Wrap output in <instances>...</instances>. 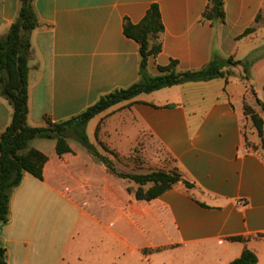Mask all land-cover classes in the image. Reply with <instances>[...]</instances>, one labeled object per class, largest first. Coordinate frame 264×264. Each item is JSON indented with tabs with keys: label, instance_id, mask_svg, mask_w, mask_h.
Returning a JSON list of instances; mask_svg holds the SVG:
<instances>
[{
	"label": "crops",
	"instance_id": "0c3cea01",
	"mask_svg": "<svg viewBox=\"0 0 264 264\" xmlns=\"http://www.w3.org/2000/svg\"><path fill=\"white\" fill-rule=\"evenodd\" d=\"M208 3L35 0L41 26L31 34L29 59L28 123L33 127L45 126V116L54 122L71 119L102 96L139 81L140 47L125 35L124 25L126 21L138 25L154 4L160 8L165 30L161 53L149 60L152 76L161 75L160 68L172 61L180 71L201 69L213 55L251 59L253 64L248 77L242 66L232 68V77L228 82L221 79L224 85L213 101L188 96L179 85L142 94L96 117L103 143L109 134L126 145L148 137L158 142L193 189L178 183L156 200L139 201L135 194L125 193L123 181L84 147L70 141L72 152L60 157L55 140L32 141L30 147L49 160L44 180L32 176L38 184L29 189H24L29 174L25 175L18 192L27 195L19 201L14 191L10 221L0 225V247L7 249V264H63L81 220L104 226L97 210L121 222L119 233L111 229L110 233L122 242L125 218L127 234L163 237L162 245L168 246L163 264H231L246 248L264 264V239L252 238L247 244L230 240L264 234V150H249L243 134L244 99L252 105L256 101L248 92L253 89L264 103L259 80L250 85L264 68V25H255L264 0H224L226 19L216 25L203 19ZM19 8L20 0H0V38L9 33ZM254 25L255 32L243 37ZM213 81L189 87L212 88ZM0 116L1 134L13 116L5 98H0ZM89 139L98 145L96 132L95 140ZM81 199L89 210L79 207ZM59 205L79 213L62 232L52 224L44 226L41 215L43 207Z\"/></svg>",
	"mask_w": 264,
	"mask_h": 264
},
{
	"label": "trees",
	"instance_id": "16d2710c",
	"mask_svg": "<svg viewBox=\"0 0 264 264\" xmlns=\"http://www.w3.org/2000/svg\"><path fill=\"white\" fill-rule=\"evenodd\" d=\"M34 3L35 0H20L16 21L12 24L9 33L0 38V98H5L13 108L11 124L0 134V225L9 223L13 193L22 185L25 175L29 174L41 181L44 180V168L49 157L40 150L30 147L31 142L36 139L55 140L56 151L60 157L72 152L69 142L71 139L76 140L98 162L105 165L109 173L133 182L137 189L131 187L128 191H134L139 201L156 200L171 191L178 183L193 189L194 185L183 179L177 168L154 170L144 174L117 172L113 161L99 150L98 145L118 157L115 151L100 140L101 125L96 130L98 145L90 142L86 132L87 125L109 109L133 101L142 94H151L187 83L209 82L216 79H224L228 82L232 77L231 69L238 66L243 67L248 77L253 61L251 59L237 61L234 57L222 58L213 55L205 67L189 71H180L178 63L172 61L168 67L160 68L161 75L152 76L149 73V60L161 53L162 35L165 30L160 8L154 4L138 25L129 21L124 25L125 35L135 40L140 47L139 81L126 89H119L102 96L97 103L71 119L54 122L50 116H45V126L33 127L28 123L29 59L31 34L41 26ZM203 19L213 25L223 24L226 19L224 0H209ZM260 23L264 25V11L259 13L255 20V25ZM255 25L249 28L243 37L255 32ZM248 96L256 101L255 105H252L248 102V98L244 99L245 144L249 150H264V103L253 89L248 92ZM246 126L249 129L247 132ZM255 131L258 133L257 139H261V146L257 139L253 140ZM252 238L263 240L264 234L248 238L234 237L230 240L247 244ZM0 264H7V249L3 247H0ZM231 264H259V259L255 252L246 248Z\"/></svg>",
	"mask_w": 264,
	"mask_h": 264
},
{
	"label": "rangeland",
	"instance_id": "374dc122",
	"mask_svg": "<svg viewBox=\"0 0 264 264\" xmlns=\"http://www.w3.org/2000/svg\"><path fill=\"white\" fill-rule=\"evenodd\" d=\"M256 80H259L258 86L261 90H263L264 68L259 70V72L251 78L250 85L253 86ZM202 83L204 82L187 83L179 87H185L183 89H185L186 95L196 98L206 96V100L209 102L218 97V94L216 93L219 92V86L222 87L224 85V81L219 79L211 82L213 83L211 86L212 88L207 86L189 87V85ZM99 121L100 118H96L87 126V134L92 141L95 140V132ZM248 130L249 129L246 126V132ZM254 133V138L257 139L258 133L256 131ZM116 139L115 135L109 134L107 136V140H105V144L112 151H115L118 157L111 155L99 145L98 147L101 153L108 156L113 161L117 172L144 174L154 170H170L174 168L173 160L167 151L158 142L152 140L151 138L148 137L141 140L135 145H126L127 143H121ZM70 141L80 147H83L74 139H71ZM257 141H259L258 143L261 146V139L259 138ZM31 145L33 144H30V146ZM113 177L119 181H123L122 183L124 185L123 189L125 193H127L128 189L131 187L135 190L137 189V186L133 182L121 179L115 175H113ZM36 183L38 184V181L29 175L26 179L24 189H29L31 184ZM20 188L21 186L16 189L15 192H18ZM19 192L15 197L20 201L22 198L26 197L27 193L24 191H22V193ZM131 193L135 194L134 191ZM77 202L79 207H84L86 210H89L87 205L84 206V201L82 199ZM16 213H19L18 209H16ZM78 214L79 213L75 210L71 212L69 207L62 205L50 208L43 207L41 213L44 217L42 221L44 226L52 224L54 225L55 230L59 228V231L61 232L62 228H64L67 223L73 222L76 218H78ZM96 214L104 226H100L86 218L81 220L79 223L80 225L77 237L69 246L63 264H163L165 262L164 250L167 249L168 246L162 245L165 243V239L163 237L158 235L154 238L151 236L147 238L141 236H139V238L136 236L133 237L132 235L127 234L129 229H127L128 222L125 218L123 221L124 233L122 234V242L119 239H115L110 233V229L119 233L121 222H117L115 218H112L110 213L103 216L99 214V211L97 210Z\"/></svg>",
	"mask_w": 264,
	"mask_h": 264
}]
</instances>
